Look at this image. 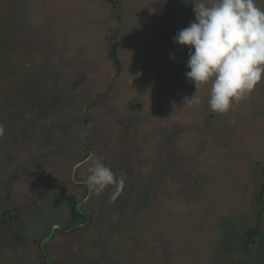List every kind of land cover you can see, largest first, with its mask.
<instances>
[{"label":"rangeland","instance_id":"1","mask_svg":"<svg viewBox=\"0 0 264 264\" xmlns=\"http://www.w3.org/2000/svg\"><path fill=\"white\" fill-rule=\"evenodd\" d=\"M193 2L0 0V264H264V78L210 109L173 39Z\"/></svg>","mask_w":264,"mask_h":264},{"label":"clouds","instance_id":"2","mask_svg":"<svg viewBox=\"0 0 264 264\" xmlns=\"http://www.w3.org/2000/svg\"><path fill=\"white\" fill-rule=\"evenodd\" d=\"M193 3L195 20L173 39L179 45L189 46L187 78L197 90L210 82V109L227 113L264 78V9L255 0ZM129 74L132 84L140 75ZM186 103L199 104L200 99L195 94ZM3 134L4 128L0 126V136ZM89 159L91 167L85 180L89 189L97 194L110 185L123 189L125 177H116L95 154Z\"/></svg>","mask_w":264,"mask_h":264},{"label":"trees","instance_id":"3","mask_svg":"<svg viewBox=\"0 0 264 264\" xmlns=\"http://www.w3.org/2000/svg\"><path fill=\"white\" fill-rule=\"evenodd\" d=\"M111 44H110V51H109V57L111 60H113L115 62V64H118L117 61V55H118V45L116 43V41H114L113 39H110ZM87 122H89V119L87 118ZM262 196V193H261ZM260 196L259 200H262V197ZM262 202V201H261ZM263 203V202H262ZM71 218H70V229L71 228H76L77 224H79V221L81 219H83V215L81 214L77 204L74 203V201L71 202ZM262 212V210L260 211ZM261 218L258 216L257 218V222L260 223ZM259 234V230L255 227H251L249 228L244 235V243H243V249L244 251H248L249 246L253 243L256 242V237ZM46 264H48L46 262Z\"/></svg>","mask_w":264,"mask_h":264}]
</instances>
